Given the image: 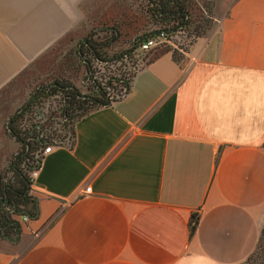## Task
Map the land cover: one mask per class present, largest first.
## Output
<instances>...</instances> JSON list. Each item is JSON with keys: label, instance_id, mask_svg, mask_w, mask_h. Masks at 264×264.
<instances>
[{"label": "crops", "instance_id": "1", "mask_svg": "<svg viewBox=\"0 0 264 264\" xmlns=\"http://www.w3.org/2000/svg\"><path fill=\"white\" fill-rule=\"evenodd\" d=\"M110 5L0 0V90L64 37L81 41ZM211 12L183 53L146 60L121 98L74 121L71 147L42 156L36 215L0 239V264H239L251 253L264 223V0H213ZM28 98L0 107V169L19 147L7 121Z\"/></svg>", "mask_w": 264, "mask_h": 264}, {"label": "built area", "instance_id": "2", "mask_svg": "<svg viewBox=\"0 0 264 264\" xmlns=\"http://www.w3.org/2000/svg\"><path fill=\"white\" fill-rule=\"evenodd\" d=\"M182 1L187 2L188 6L190 3L195 2L196 7L200 11V16L213 20L211 14H209L213 0H205L204 2L202 0ZM194 29L195 23L192 21L169 30H164L160 25L148 26L144 30L146 34L143 39L137 44L131 45L127 52L125 51L121 54V56H125L126 53L131 54L138 61L135 65H129L128 69H124L127 70L126 72L121 71L117 74L108 72V74L104 75L102 73L104 69L111 67L112 64H119L120 61L110 57L96 59L88 56L90 59H87V77L91 90L93 92L99 90L107 104L118 100L125 94L133 75L144 64L145 61L142 60V56L146 58V54L151 50L162 47H165L168 51L183 53L197 37ZM152 31L156 32L153 33ZM147 32H150V34H147ZM79 93L83 96L88 94L86 91ZM65 98L62 91L58 89L50 93H40V95L34 96L29 106L24 107L14 120L13 127L22 140L20 144L26 146L29 142L33 143L31 161H29L32 163V167L26 173L28 195H30L35 185L37 168L42 156L49 153L55 146L71 147L73 144V123L80 115L68 119L63 114L62 110L66 105ZM80 193V196L88 195L90 187L84 186ZM4 210L12 219L17 220L19 224L25 223L30 219L25 213H13L9 207H5Z\"/></svg>", "mask_w": 264, "mask_h": 264}, {"label": "rangeland", "instance_id": "3", "mask_svg": "<svg viewBox=\"0 0 264 264\" xmlns=\"http://www.w3.org/2000/svg\"><path fill=\"white\" fill-rule=\"evenodd\" d=\"M124 1L125 3L123 4V6H121ZM124 1L111 0L110 10L107 9L100 19L84 21L85 25L80 26L86 30H94L98 26L110 27L114 24L119 25L120 34L118 39L112 45L104 48L103 51L106 54L105 57H110L115 60H119L120 62L119 64H112L111 67L104 69V71L102 72L104 75L108 74V72L113 74L120 73L121 71L126 72L127 70L124 69H128L129 65L133 66L138 62L135 58H133L131 54L126 53L125 56H121V54L125 51H128L129 47L132 45L133 39L138 36L141 31L147 29L148 26L151 27V25H149V21L144 16L143 9L141 8L143 2H140V0ZM202 1L204 2L205 0ZM195 4V2H192L188 6V10L190 13L189 21H192L196 24L197 20L202 18L204 19V21H206L207 28L210 27L212 20L203 16L201 17L200 11ZM209 14H211L212 16L211 8L209 10ZM85 31H82L80 29V37L77 36L75 37V39H82V37H84L86 34ZM195 31L197 30L195 29ZM199 32L200 30H198L197 33ZM79 42L80 40H77V43L76 41H72L70 43V41H68V37H64L59 43L60 46L56 48L55 52L51 53L50 57H42V61L40 60L37 63V67L32 73L33 76H31L29 79L18 78L12 83L8 84L4 89L0 90V107L3 108L4 106H7L18 97L19 99L24 97L25 93L29 97L37 87L48 86L52 83V81H61L62 83L71 86L74 84L79 92L86 91L89 93L90 91H92L91 87L88 84L89 81L87 77V69H85V67L81 63V57L76 53V47L78 46ZM68 44L73 45L70 47ZM165 50V47L151 50L146 54V58L145 56H142V60L146 61L154 57L159 52ZM85 55L87 59H90L87 53ZM15 151L18 152L19 147ZM17 156L18 153L13 155V157L10 155L6 163L2 165V168L0 169L1 177L8 179V177L12 173V159H14L15 161L17 159ZM14 165L17 166V164ZM258 255L259 254L256 253L255 255H250L249 257L247 256L248 258L246 257L239 264H261L260 259L257 257Z\"/></svg>", "mask_w": 264, "mask_h": 264}, {"label": "trees", "instance_id": "4", "mask_svg": "<svg viewBox=\"0 0 264 264\" xmlns=\"http://www.w3.org/2000/svg\"><path fill=\"white\" fill-rule=\"evenodd\" d=\"M140 2H143L141 8L144 11L145 18H147V20L149 21V25H160V27H163L164 30H169L176 28L178 25H182L184 23L189 22L190 13L188 10V3L185 1L140 0ZM205 28H207L206 21H204V19L202 18L197 20V23L195 24V29L197 30L195 31L196 35L198 36L199 34H201V32H203ZM198 30H200L199 33H197ZM152 32L154 33L156 31ZM119 34V25L116 24L111 25L110 27L98 26L94 30H88L85 36L82 37L84 43H81L80 48L76 47V53L83 59L86 58V53L88 56L94 57L96 59L104 58L106 56L103 51L104 48L116 42L119 37ZM145 34L146 32L144 33V30L141 31V33H139L138 36L133 39L132 45L137 44L140 40H142ZM147 34H150V32H147ZM56 83L57 85L54 87H50L47 92L50 93L57 89L62 91V93L66 97V105L62 111L63 114L68 117V119H72L76 116L82 115L86 111H89L90 109L95 108L97 106L107 104V101L103 100L99 90H96L94 92L92 91L91 93L84 95V97H81L80 95L74 93L72 90L64 88L69 86L68 84L62 83L61 81H56ZM126 92L127 90L125 91V93ZM11 124L12 121L10 120L9 125L6 127V133L9 137L14 138V140L19 144V149L21 153H25L23 170L25 171L26 177V173L32 167V163H30L29 161H31V150L33 149V146L30 149L24 148L23 150V146L20 144L22 143V140L17 135L16 130ZM262 146L264 147V142ZM14 170H16V166L12 167V172ZM12 187V191L9 192L6 197L8 199V202L1 208L0 239L6 238L11 241H15L18 237L20 230L19 223L17 222V220L12 219L10 215L6 213L4 208L9 207L15 214L25 213L30 218L35 217L36 210L32 197L27 193V178L24 181L17 179L13 183ZM256 253L259 254L257 257L260 259L261 264H264V223L259 231L255 247L248 255V257L250 255H255Z\"/></svg>", "mask_w": 264, "mask_h": 264}, {"label": "flooded vegetation", "instance_id": "5", "mask_svg": "<svg viewBox=\"0 0 264 264\" xmlns=\"http://www.w3.org/2000/svg\"><path fill=\"white\" fill-rule=\"evenodd\" d=\"M84 43V42H83ZM79 45V44H78ZM81 47V43H80V45H79V47L77 46V48H80ZM81 63L83 64V66L85 67V69H88V60H87V58H85V59H83L82 57H81ZM57 85V83H56V81L54 82V81H52V83H51V85L49 84L48 86H39V87H37L33 92H32V94H34V96L36 97V96H38V95H40V93H42V91H43V93H46L47 91H48V89L50 88V87H54V86H56ZM64 88H68V89H70V90H72L74 93H76L77 95H80L81 97H84L83 95H81L80 93H79V91L77 90V87L73 84L72 86L71 85H69V86H67V87H64ZM36 91V92H35ZM31 94V95H32ZM30 95V96H31ZM30 98V97H29ZM34 99V98H33ZM27 101V100H26ZM25 101V102H26ZM30 103V102H29ZM25 104V103H24ZM23 104V105H24ZM23 105L21 106V108L23 107ZM28 106H29V104H28ZM20 108V109H21ZM18 111V110H17ZM16 111V112H17ZM16 112L15 113H13L14 114V117L13 118H11V121H12V123L14 122V120H15V118L17 117V115L20 113H17L16 114ZM12 114V115H13ZM11 115V116H12ZM10 118V117H9ZM33 146V143L32 142H29L28 143V145H26V146H23V150H24V148H28V149H30L31 147ZM25 153H21V151H20V149H19V151H18V156H17V159H16V163L15 164H17V166L16 165H14L13 167H15L16 166V170H14L11 174H10V176L8 177V179H6V178H4V177H1V175H0V213H1V208H2V206L3 205H5L7 202H8V199L6 198L7 197V194L9 193V192H11L12 191V185H13V183L17 180V179H20V180H22V181H24V180H26V177H25V171L23 170L24 169V166H23V162H24V157H25V155H24Z\"/></svg>", "mask_w": 264, "mask_h": 264}, {"label": "water", "instance_id": "6", "mask_svg": "<svg viewBox=\"0 0 264 264\" xmlns=\"http://www.w3.org/2000/svg\"><path fill=\"white\" fill-rule=\"evenodd\" d=\"M83 41H84V40L82 39L80 42L82 43ZM79 45H80V44H79ZM79 45H78V47H79ZM35 92H36V91H35ZM33 98H34V94H32V95L30 96V98L27 99V101L25 102V104L23 105V107H22L21 109H19V110L16 112V114L19 113V112H21V111L24 109V107H26V106L29 104V102H30ZM13 117H14V114H13L12 116H10V118L8 119V121H7L8 124H9L11 118H13Z\"/></svg>", "mask_w": 264, "mask_h": 264}]
</instances>
